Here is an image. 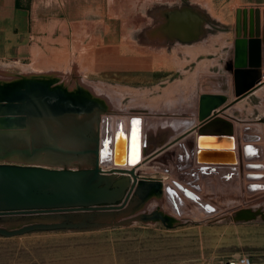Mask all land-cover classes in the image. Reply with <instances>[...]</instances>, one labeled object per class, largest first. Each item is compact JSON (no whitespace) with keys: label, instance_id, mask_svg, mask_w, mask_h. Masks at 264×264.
Returning a JSON list of instances; mask_svg holds the SVG:
<instances>
[{"label":"rangeland","instance_id":"rangeland-1","mask_svg":"<svg viewBox=\"0 0 264 264\" xmlns=\"http://www.w3.org/2000/svg\"><path fill=\"white\" fill-rule=\"evenodd\" d=\"M249 1H191L189 22H200L203 29L188 32L187 40H172L171 58L167 60L162 49L161 59L166 61L161 63L0 62V117L17 124L0 134L6 141L10 138L6 148L58 145L81 149L92 147L88 138L98 135L104 169L120 168L123 165L112 162L118 134L129 144L132 122L139 121L137 138L140 143L147 138V130L140 128L147 117L143 108H152L150 114L157 120L164 117L165 103L182 111L184 120L188 109L190 125L198 116L203 94L222 95L224 104L230 103L235 97L231 63H227V49L218 43L229 40L234 8ZM262 50V84L230 110L239 134L237 164L230 172H220L218 184L205 185L213 191L179 192L170 200L169 188L162 183L144 186L143 194L137 186L128 204L112 218H104L99 227L0 236V264H220L240 254H248L252 264H264V30ZM176 130L167 128L163 133L161 127L160 133L149 137L160 141ZM107 147L110 152L105 154ZM15 157L0 163L92 167L84 157L50 151L29 161ZM58 159L64 163H57ZM48 216L0 217V227L11 230L54 221Z\"/></svg>","mask_w":264,"mask_h":264},{"label":"crops","instance_id":"crops-1","mask_svg":"<svg viewBox=\"0 0 264 264\" xmlns=\"http://www.w3.org/2000/svg\"><path fill=\"white\" fill-rule=\"evenodd\" d=\"M191 1L193 0H0V62L19 61L27 65H150L165 62L168 57L171 58L172 40H187L188 32L203 29L200 22H189ZM256 7L259 8L263 60L264 0H250L238 8L248 10ZM236 10L235 7L233 26L227 30L229 40L218 43L219 47L227 49V63H231V70L237 37ZM195 15L198 16V13ZM240 20L242 25V15ZM244 23L248 31V14ZM162 49L165 60L161 59ZM12 86L14 85L11 83L10 87ZM167 106L165 103L162 120L151 116L152 108H143L142 113L148 118L143 119L140 128L147 130V138H141L140 163L132 165L136 174L146 180L141 181L142 178H139L136 187L139 186L140 194H143L144 186L157 187L162 183L169 188L170 200L176 199L179 192L193 194L198 189L202 192L213 191L205 185L218 181L220 172H230L237 164L240 152L237 123L230 111L233 105L217 116L231 124L232 139H229L230 146L227 149L234 145L232 153L237 158L232 163L210 162L219 153L213 149L201 150L198 147L197 130L183 135L200 123L199 117L189 125L188 109L184 113V120L181 117L182 111L178 113L177 108L173 110L171 103ZM23 110L27 109L20 111ZM161 127L163 133H166L167 128L170 131L172 128L178 129L176 131L179 132L160 141L150 139L149 136H156ZM120 136L126 139L125 136ZM211 136L216 135H203V141L209 143ZM108 152L109 147L105 153ZM221 154L227 158L231 152L225 150ZM199 155L209 162L201 160ZM147 158L149 159L143 163Z\"/></svg>","mask_w":264,"mask_h":264},{"label":"water","instance_id":"water-1","mask_svg":"<svg viewBox=\"0 0 264 264\" xmlns=\"http://www.w3.org/2000/svg\"><path fill=\"white\" fill-rule=\"evenodd\" d=\"M247 14L248 31L244 23ZM241 15L243 16L242 25ZM236 35L232 70L234 99L224 104L225 99L222 95L203 94L199 99L200 123L183 134L197 130L198 147L201 150L213 149L219 153L217 158H209L210 162H233V160L222 157L224 155L221 154L225 150L229 153L233 152L234 145L227 149L230 146L229 139H232L231 124L217 116L251 94L263 82L260 71L261 39L258 7L248 10L237 8ZM7 121L4 117H0V134L17 126ZM203 135L216 136H211V141L207 143L203 141ZM1 136L0 143H3V147L0 145V160L18 159L15 155L24 157V148L17 146L6 148V144H11L10 138L6 141L7 139ZM88 139L92 141L89 142L93 144L92 147L71 149L49 145L40 150L84 157L86 160L89 159L92 167L55 168L51 167L52 163L48 164V162L47 164L0 163V217L12 219L19 215L48 214V218L54 219L49 223H33L11 230L0 227V236L12 237L33 231L83 230L89 227H99L104 218H112L116 211L128 204L139 178L144 181L145 177H139L132 164V167L123 170L116 167L101 168L98 135L94 138L90 136ZM221 140L226 141L221 142ZM87 155H91L92 159L86 157ZM199 158L203 160L201 155ZM148 159H145L143 163ZM56 161L64 163L60 159Z\"/></svg>","mask_w":264,"mask_h":264},{"label":"bare ground","instance_id":"bare-ground-1","mask_svg":"<svg viewBox=\"0 0 264 264\" xmlns=\"http://www.w3.org/2000/svg\"><path fill=\"white\" fill-rule=\"evenodd\" d=\"M137 132V131H136ZM138 137H139V135H138ZM129 138V137H128ZM128 141L129 140H127L126 142H125V140H124V138L122 137V136H120L119 138H118V140H117V145H116V151H115V155H114V161H112V162H117L118 164H120L122 167H120V168H117V169H121V170H123V169H129V168H126L125 166H130L131 164H139L140 162V159H141V157H140V154H141V150H140V146H141V143L139 142V140H138V138H137V133H136V141H135V144L133 143V138L131 139V141H130V143L128 144ZM108 146V145H107ZM105 147V146H104ZM115 147V146H114ZM114 149V148H113ZM104 151V150H103ZM105 153V152H104ZM109 153V152H108ZM107 153V154H108ZM106 154V153H105ZM111 154V153H110ZM109 154V155H110ZM102 155L103 156H105L104 154H103V152L101 153V157H102ZM100 157V158H101ZM225 158V157H224ZM228 159H230V160H233V162L234 161H236L237 160V158H235V156H234V154L233 153H231L230 155H229V157H227ZM105 159V158H104ZM103 160V159H102ZM106 160V159H105ZM130 163V164H129ZM103 164H104V161L101 163L100 161H99V165H100V167L101 168H103L104 169V166H103ZM129 164V165H128ZM109 165V164H108ZM109 167V166H108Z\"/></svg>","mask_w":264,"mask_h":264},{"label":"built area","instance_id":"built-area-1","mask_svg":"<svg viewBox=\"0 0 264 264\" xmlns=\"http://www.w3.org/2000/svg\"><path fill=\"white\" fill-rule=\"evenodd\" d=\"M208 264H217V263L211 262ZM220 264H252V261L248 254H240V255L228 257L222 260Z\"/></svg>","mask_w":264,"mask_h":264},{"label":"flooded vegetation","instance_id":"flooded-vegetation-1","mask_svg":"<svg viewBox=\"0 0 264 264\" xmlns=\"http://www.w3.org/2000/svg\"><path fill=\"white\" fill-rule=\"evenodd\" d=\"M44 146H49V145H38V146H34V147H31V148H26L24 149V157L30 159V158H33L35 155L39 154L40 152H43L42 150H40L42 147ZM55 146H58V145H55ZM51 147H54L53 145ZM38 157V156H37Z\"/></svg>","mask_w":264,"mask_h":264},{"label":"snow or ice","instance_id":"snow-or-ice-1","mask_svg":"<svg viewBox=\"0 0 264 264\" xmlns=\"http://www.w3.org/2000/svg\"><path fill=\"white\" fill-rule=\"evenodd\" d=\"M133 143L135 144L136 141V128L135 126L139 124V121H133ZM118 138H119V134H118Z\"/></svg>","mask_w":264,"mask_h":264}]
</instances>
